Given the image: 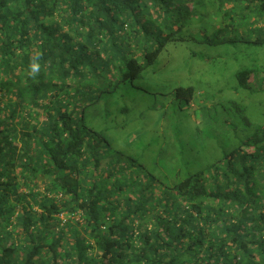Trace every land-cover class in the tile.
I'll return each mask as SVG.
<instances>
[{"label":"trees","instance_id":"trees-1","mask_svg":"<svg viewBox=\"0 0 264 264\" xmlns=\"http://www.w3.org/2000/svg\"><path fill=\"white\" fill-rule=\"evenodd\" d=\"M199 38L264 45V0H0V264H264V124L162 187L109 163L107 139L70 109L102 70L131 81L166 43ZM236 77L264 82L253 66Z\"/></svg>","mask_w":264,"mask_h":264},{"label":"rangeland","instance_id":"rangeland-1","mask_svg":"<svg viewBox=\"0 0 264 264\" xmlns=\"http://www.w3.org/2000/svg\"><path fill=\"white\" fill-rule=\"evenodd\" d=\"M252 66L264 72V45H212L200 38L169 42L131 81L116 82V72L106 68L91 92L80 89L81 94L73 97L76 101L68 102L107 139L105 148L113 154L109 163L117 159L119 168L147 174L143 182L151 183L153 177L167 187L190 172L205 170L264 124V82H256L258 88L251 91L240 88L236 77ZM188 86L193 88L190 101L176 91ZM105 164L100 173L114 166ZM263 185L264 176L255 175L257 193ZM162 207L147 216L157 217ZM174 207L169 216H181ZM231 214L227 218H233ZM59 216L65 219L64 214Z\"/></svg>","mask_w":264,"mask_h":264},{"label":"clouds","instance_id":"clouds-1","mask_svg":"<svg viewBox=\"0 0 264 264\" xmlns=\"http://www.w3.org/2000/svg\"><path fill=\"white\" fill-rule=\"evenodd\" d=\"M41 53L38 51L36 52L29 61L28 64V71H27V76L33 80L36 79V77L38 76L40 69H41V65H40V60H41Z\"/></svg>","mask_w":264,"mask_h":264}]
</instances>
